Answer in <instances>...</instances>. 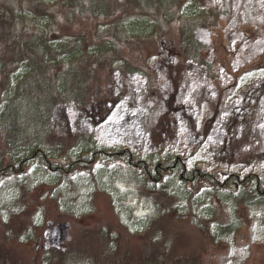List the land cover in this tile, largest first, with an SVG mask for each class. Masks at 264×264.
<instances>
[{"label": "trees", "instance_id": "trees-1", "mask_svg": "<svg viewBox=\"0 0 264 264\" xmlns=\"http://www.w3.org/2000/svg\"><path fill=\"white\" fill-rule=\"evenodd\" d=\"M13 1L0 0V264H215L214 250L195 253L197 238L180 225L213 245L233 236L236 210L264 212V174L212 169L165 149L179 74L168 67L170 90L159 93L148 56L151 48L166 60L173 55L175 68L188 63L210 80L216 102L204 133L231 89L243 91L228 126L242 128L247 142L264 102V49L249 56L250 43H264V0ZM231 33L249 35L243 52L225 45ZM222 72L232 79L222 82ZM129 74L145 79L138 96L125 87ZM255 74L262 83L245 91L241 83ZM117 81L129 108L151 94L166 110L153 127L161 140L153 150L97 140L92 129L121 97L111 95ZM134 192L149 212L132 213L125 200ZM102 195L109 203L97 201ZM104 205L116 224L89 227ZM53 227L63 234L84 227V235L59 242L48 234Z\"/></svg>", "mask_w": 264, "mask_h": 264}, {"label": "rangeland", "instance_id": "rangeland-1", "mask_svg": "<svg viewBox=\"0 0 264 264\" xmlns=\"http://www.w3.org/2000/svg\"><path fill=\"white\" fill-rule=\"evenodd\" d=\"M13 3L15 6L17 1L14 0ZM243 29L247 30V27H243ZM207 37L208 34L203 37L204 40ZM247 37L249 35L241 37L236 33H231L228 40L225 41V45L229 50H233L238 46V52H243L245 43L242 42L246 41L243 39ZM258 39L257 37L253 44L250 43L249 56L264 49V43ZM159 53L160 51H154L151 48L149 56L147 55L149 65L154 68L158 75L157 91L165 95L170 90L171 81L167 73L168 67H172L174 72L177 69L176 71L179 74L176 98L173 107L170 106L169 123L167 122L168 126L174 129V136L171 139L163 138L166 142V148L165 146L164 148L174 154L189 155L191 162L200 163L212 169L219 166L243 173L256 171L263 177L264 158L261 156H264V153L260 150V144L264 143V102L260 107L259 117L252 122L251 128H249L255 136L247 142L242 140V128L234 132V130L229 131L230 126H228L229 118L232 113L237 112L235 108L243 100L241 94L243 91H236V86L231 89L229 99L228 95L224 98L223 107H219L220 112L209 123L210 128L206 129L204 133V122L211 119L216 102L214 86L207 78L200 77L199 73L190 68L188 63L185 64L184 69L175 68L178 62L176 64L173 55L166 60L165 56ZM234 60L238 61L239 59L234 58ZM123 77L127 82L125 87L128 86V91L131 92L129 95H140L141 88L145 86V79L137 74L123 75ZM221 77L222 82L224 80L225 82L228 81V78L232 79L230 75L226 76L223 72L219 75L220 80ZM260 82L262 83V75H259V77L256 74L250 75L241 83V86L246 91L256 87ZM120 86L121 84L119 85L117 81V84L112 87L111 95L113 97L121 95V97L119 100H110L113 101L110 103L113 106H109L112 107L110 113L94 129L88 124H85V127L94 130L97 140L102 145L122 144L136 153H142V150L151 151L161 141L158 139V133L153 131V127H156L157 117L161 116L166 110L162 108L161 102L157 101L155 95L151 94L148 95L151 99L148 98V100L135 103L133 107L129 108L127 105L128 96L123 94V88ZM65 110L67 117L73 120L75 117L74 109L66 108ZM61 120L62 116L58 115L57 121ZM245 136L243 139L246 138ZM258 140L260 141L258 142ZM228 159L233 162L229 163ZM134 193L135 196L133 199H129L130 202L125 200V203L130 205L132 213L136 216L149 212L147 204L142 200L143 198L138 196L136 192ZM97 201L109 203L105 195L98 197ZM103 208L104 212L95 210V214L87 222L89 227L99 222H103L102 224H116L117 218L112 215L110 207L104 205ZM55 212L58 214L57 208ZM217 215L219 216L218 220H223L220 213L217 212ZM66 217L70 218V216ZM234 217H237L240 221L239 230L233 236L222 235L215 245L210 243L209 238L197 235L199 233L194 229L191 228L192 230L188 231L183 224L180 225L182 226L180 230L187 238H197L195 244L192 245L195 253L200 252L199 249H213L215 264H264V212L252 214L251 211L238 209L234 213ZM69 220V224L72 226H74V223H78L73 218ZM53 228L54 230L48 234L52 236L53 240L59 242L74 241L72 243H77L84 235V227H72L73 231L66 229L65 234L60 233L58 228ZM211 232L217 234L212 226Z\"/></svg>", "mask_w": 264, "mask_h": 264}]
</instances>
